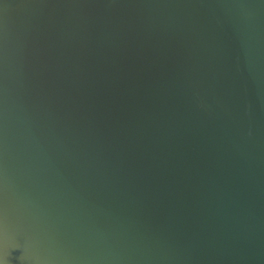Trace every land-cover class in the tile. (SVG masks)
Listing matches in <instances>:
<instances>
[{
	"label": "water",
	"instance_id": "water-1",
	"mask_svg": "<svg viewBox=\"0 0 264 264\" xmlns=\"http://www.w3.org/2000/svg\"><path fill=\"white\" fill-rule=\"evenodd\" d=\"M0 264H264V0H0Z\"/></svg>",
	"mask_w": 264,
	"mask_h": 264
}]
</instances>
